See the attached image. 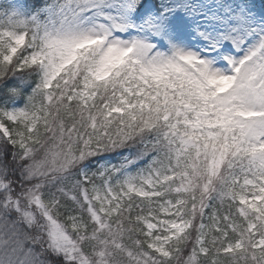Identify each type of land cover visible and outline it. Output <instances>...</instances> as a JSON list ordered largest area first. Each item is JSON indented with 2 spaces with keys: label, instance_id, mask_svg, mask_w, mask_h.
I'll use <instances>...</instances> for the list:
<instances>
[{
  "label": "snow or ice",
  "instance_id": "1",
  "mask_svg": "<svg viewBox=\"0 0 264 264\" xmlns=\"http://www.w3.org/2000/svg\"><path fill=\"white\" fill-rule=\"evenodd\" d=\"M0 264H264V0H0Z\"/></svg>",
  "mask_w": 264,
  "mask_h": 264
}]
</instances>
